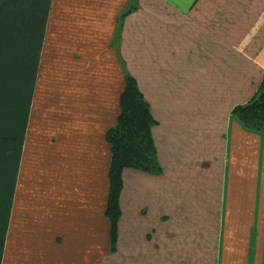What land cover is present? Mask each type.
<instances>
[{
	"label": "crops",
	"instance_id": "1",
	"mask_svg": "<svg viewBox=\"0 0 264 264\" xmlns=\"http://www.w3.org/2000/svg\"><path fill=\"white\" fill-rule=\"evenodd\" d=\"M127 75L160 172L123 170L112 250ZM263 78L264 0H0V264H264V132L233 113Z\"/></svg>",
	"mask_w": 264,
	"mask_h": 264
},
{
	"label": "trees",
	"instance_id": "2",
	"mask_svg": "<svg viewBox=\"0 0 264 264\" xmlns=\"http://www.w3.org/2000/svg\"><path fill=\"white\" fill-rule=\"evenodd\" d=\"M119 105L120 113L116 124L107 131L105 136L111 152L108 172L109 193L105 215L111 225L112 250L117 238L123 170L134 167L149 173L160 172V164L151 136V127L155 121L131 75L126 76ZM233 113L247 128L264 132V78L248 104L237 106Z\"/></svg>",
	"mask_w": 264,
	"mask_h": 264
},
{
	"label": "rangeland",
	"instance_id": "3",
	"mask_svg": "<svg viewBox=\"0 0 264 264\" xmlns=\"http://www.w3.org/2000/svg\"><path fill=\"white\" fill-rule=\"evenodd\" d=\"M47 110H49L48 108H47ZM20 109H14V122H15V130H16V125L19 123V117H20ZM5 114H6V109L5 108H1L0 109V115L1 116H5ZM60 115V113H58V116ZM10 116H11V114H10ZM59 120V119H58ZM49 125V126H48ZM47 126L49 127V130H48V132H51V134L52 133H54V132H56L57 131V129H56V123H49ZM3 137H7L6 136V134L5 135H3ZM2 141H5V143L7 142V140L6 139H3ZM10 142V141H9ZM51 145L49 146V148L51 149ZM50 151V150H49ZM0 179H1V175H0Z\"/></svg>",
	"mask_w": 264,
	"mask_h": 264
}]
</instances>
